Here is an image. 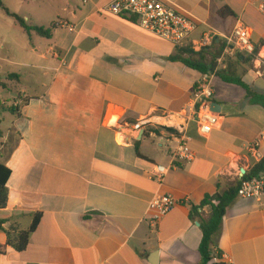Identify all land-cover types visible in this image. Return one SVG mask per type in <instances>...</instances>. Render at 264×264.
<instances>
[{"label": "crops", "instance_id": "crops-1", "mask_svg": "<svg viewBox=\"0 0 264 264\" xmlns=\"http://www.w3.org/2000/svg\"><path fill=\"white\" fill-rule=\"evenodd\" d=\"M60 1L66 14L45 38L38 73L31 72L28 83L18 73L0 74V84H8L1 87L0 103L10 105L8 92L12 105L20 106L16 114L0 111V126H11L7 134L0 129V162L12 171L0 220L6 230L26 231L41 216L26 249L8 246L0 264H199L203 234L191 206L227 192L254 169L247 147L264 132V107L234 84L241 80L264 95V68L257 60L264 58V14L250 0H162L198 25L181 49L142 29L137 19L106 11L114 0L51 3ZM226 6L235 18L218 15ZM238 23L249 29L256 55L227 59L216 80L217 128L203 138L193 125L195 160L174 166L160 184L150 173L171 165L166 144L136 125L159 112L182 111ZM208 31L216 33L215 44L197 51L194 43ZM33 47V53L42 51ZM38 79L45 81L40 93L33 92ZM12 129L18 141L9 151ZM163 195L178 204L153 230L149 205ZM201 212L207 218L211 209ZM7 241L0 231V244ZM218 246L223 264H264V208L237 197Z\"/></svg>", "mask_w": 264, "mask_h": 264}, {"label": "built area", "instance_id": "built-area-1", "mask_svg": "<svg viewBox=\"0 0 264 264\" xmlns=\"http://www.w3.org/2000/svg\"><path fill=\"white\" fill-rule=\"evenodd\" d=\"M258 10L264 14V0H250ZM106 11L119 17H133L137 19L140 27L157 35L178 48L190 45L193 33L197 30L196 21L189 14L183 13L176 6L162 0H114ZM217 40L213 31L203 34L202 38L194 43L197 51L211 48ZM239 54L255 56L256 47L252 42L249 29L238 23L233 32L226 37V44L215 60V66L208 72L201 74L194 87L193 98L180 112H159L155 115L140 119L136 129H143L150 133L160 143H165L167 154L171 158V165L154 166L150 173L152 179L162 184L170 170L177 165L190 164L195 160L191 149L192 138L190 128L195 125L198 134L209 137L219 124L220 114L215 112L213 106L216 94V80L220 72L226 69L228 58H235ZM257 60L264 68V58L258 55ZM264 132L261 137L247 147L253 158L254 168L264 160ZM238 197L252 199L264 208V174L247 179L238 190ZM178 201L172 195L156 197L149 205L152 215L148 217L150 227L157 230L161 220L168 215ZM214 263H222L224 255L215 251Z\"/></svg>", "mask_w": 264, "mask_h": 264}, {"label": "trees", "instance_id": "trees-1", "mask_svg": "<svg viewBox=\"0 0 264 264\" xmlns=\"http://www.w3.org/2000/svg\"><path fill=\"white\" fill-rule=\"evenodd\" d=\"M0 7L5 10L6 14L9 17L14 18L18 25L22 28V30L28 35L35 33L42 38L49 39L51 38L52 31L58 26V24H53L50 29L39 28L33 24H29L25 19L12 13L9 9L6 8L1 0ZM218 15L223 19L236 17V14L227 6L223 7L218 12ZM174 60H177V58H175ZM183 62L190 67H196V65L192 61L186 60ZM202 72H208V69H203ZM14 77H16V75H9L8 78L13 79ZM234 84L244 88L247 91L248 97L250 98V102L252 104L264 107L263 94L253 92L251 88L241 80L234 81ZM18 110L19 108H12L7 109L6 111L16 114ZM11 174L12 171L5 164L0 162V210L6 209L8 206L9 190L7 184L11 177ZM262 174H264V160L260 164H258L250 173L245 175L244 178L235 187L231 188L225 193L218 191L214 196H206L199 206H191L192 218L200 223L203 234V238L199 247L201 257L199 264H223L214 263L213 260L216 256L215 251H219L218 237L222 229L227 209L234 203V201L238 197V190L242 183L247 179L258 177ZM205 207H210L211 209V213L207 218L204 217L201 212ZM40 219L41 216L39 214L35 215L31 227L26 231H20L16 228L6 230L4 228L6 221L0 220V231L5 232L8 237L7 244H0V259L6 254L8 246H15L18 251H24L28 246L31 235L37 229ZM14 234H17L16 240Z\"/></svg>", "mask_w": 264, "mask_h": 264}, {"label": "rangeland", "instance_id": "rangeland-1", "mask_svg": "<svg viewBox=\"0 0 264 264\" xmlns=\"http://www.w3.org/2000/svg\"><path fill=\"white\" fill-rule=\"evenodd\" d=\"M7 9L19 17L29 21L39 28L50 29L53 24L58 23L59 17H64V7L60 3H51V0H1ZM34 45L42 48L39 53H33ZM48 47L47 40L33 34L30 37L18 25L16 20L9 17L5 10L0 7V74L18 73L24 76L25 82H30V73H38L37 67L44 64L42 55L45 54ZM41 78V77H40ZM39 78V79H40ZM38 79V85L35 86L33 92L40 93L43 90V82ZM40 81V82H39ZM16 86V83L14 84ZM1 87L7 89L8 84L2 83ZM3 91V90H2ZM5 99L9 100L10 105H3L0 103L1 114L6 109L18 108L13 104V95L6 92ZM18 100H23L17 97ZM21 105V104H20ZM8 107V108H6ZM11 107V108H9ZM11 118V114L6 115ZM7 119V118H6ZM10 122L2 121L0 129L4 134L9 131ZM8 150L10 151L18 141L17 133L12 129L9 133ZM1 142V139H0Z\"/></svg>", "mask_w": 264, "mask_h": 264}, {"label": "water", "instance_id": "water-1", "mask_svg": "<svg viewBox=\"0 0 264 264\" xmlns=\"http://www.w3.org/2000/svg\"><path fill=\"white\" fill-rule=\"evenodd\" d=\"M213 106H214V110H215V112L216 113H218V114H220L221 113V109H220V107H219V105L217 104V103H213ZM143 131V130H142Z\"/></svg>", "mask_w": 264, "mask_h": 264}]
</instances>
